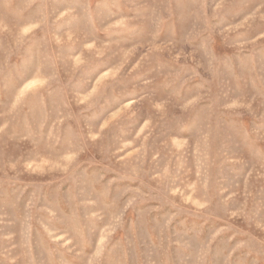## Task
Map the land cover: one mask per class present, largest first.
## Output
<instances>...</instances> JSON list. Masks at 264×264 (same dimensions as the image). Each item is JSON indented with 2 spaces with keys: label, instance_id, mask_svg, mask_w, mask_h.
<instances>
[{
  "label": "rangeland",
  "instance_id": "1",
  "mask_svg": "<svg viewBox=\"0 0 264 264\" xmlns=\"http://www.w3.org/2000/svg\"><path fill=\"white\" fill-rule=\"evenodd\" d=\"M0 264H264V0H0Z\"/></svg>",
  "mask_w": 264,
  "mask_h": 264
}]
</instances>
